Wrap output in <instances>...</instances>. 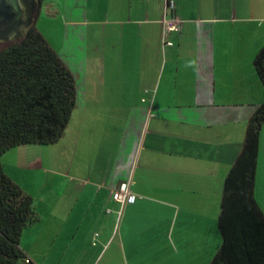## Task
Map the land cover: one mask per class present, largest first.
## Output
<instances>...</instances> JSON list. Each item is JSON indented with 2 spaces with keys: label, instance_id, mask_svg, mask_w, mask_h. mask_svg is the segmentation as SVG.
I'll use <instances>...</instances> for the list:
<instances>
[{
  "label": "crops",
  "instance_id": "1",
  "mask_svg": "<svg viewBox=\"0 0 264 264\" xmlns=\"http://www.w3.org/2000/svg\"><path fill=\"white\" fill-rule=\"evenodd\" d=\"M84 4V19L64 23L72 27L63 48L53 46L76 82L66 133L46 145L68 142L72 155L58 157L66 174L58 168L40 180L33 173L43 166L44 149H35V166L2 161L40 217L21 239L30 262L18 264H95L105 257L103 264H168L161 251L167 223L188 227L181 236L187 260L209 264L222 243L225 178L264 101L254 65L264 45V0ZM171 16L181 27L168 34L174 44L164 45L162 20ZM123 185L136 199L120 205L112 192ZM51 192L54 203L42 205ZM255 197L264 211V124ZM145 226L153 227L151 236Z\"/></svg>",
  "mask_w": 264,
  "mask_h": 264
},
{
  "label": "trees",
  "instance_id": "2",
  "mask_svg": "<svg viewBox=\"0 0 264 264\" xmlns=\"http://www.w3.org/2000/svg\"><path fill=\"white\" fill-rule=\"evenodd\" d=\"M254 65L264 87V45ZM75 105L73 73L35 26L0 49V264L30 262L22 234L40 219L33 197L4 171L2 156L17 146L58 142ZM263 124L264 101L250 117L225 178L218 218L222 243L209 264H264V211L255 197Z\"/></svg>",
  "mask_w": 264,
  "mask_h": 264
},
{
  "label": "rangeland",
  "instance_id": "3",
  "mask_svg": "<svg viewBox=\"0 0 264 264\" xmlns=\"http://www.w3.org/2000/svg\"><path fill=\"white\" fill-rule=\"evenodd\" d=\"M37 10L35 13V17L33 22L31 23V25L26 29L27 30L32 27L35 26L43 35L44 37L50 42V44L52 46H57L58 48H63L62 46L64 45V42L70 38V28L72 27L71 25H66L65 26V21L68 22L69 19H84V0H37ZM75 4H78L79 8L76 11H73L72 13L70 12V9L72 7H74ZM74 14V15H72ZM26 34V33H25ZM24 37V36H23ZM22 39V38H21ZM21 39L18 40H11V39H7V40H2L0 41V49L4 46H7L13 42H17L20 41ZM66 48V52H68V46L65 47ZM41 147H43L41 149ZM45 147V148H44ZM18 149V150H16ZM23 149V150H20ZM35 149H39V150H43V155H44V161H42L41 163H43L42 167H39V169L35 168V172H33L34 174H37L39 176V179H43L44 177H47L49 175H53L57 171L58 168H60V172H62V174H66L65 171L68 170L66 168L62 167V164H60L58 161L61 160H68V158L72 155H69V153L71 152L69 150L68 147V142L66 141L65 143H59V144H55L52 146H46V145H40V144H27V146H22L18 148V146L16 148H12L10 151L6 152L5 155H3L2 157V161L4 160L5 157H8V159H12L15 161V163H19L22 164L25 161H31L27 164H29V166H35L37 163H39L40 161H38L37 158V154ZM49 151L48 154L46 151ZM15 151V152H14ZM20 151V152H18ZM63 156L61 158V160H58L59 156ZM67 155V156H65ZM8 162V161H7ZM37 162V163H36ZM68 162V161H67ZM9 163V162H8ZM26 163H24V167L27 166ZM23 166H20V170L23 169ZM21 172V171H18ZM20 175V173H19ZM33 178H31L30 180H32ZM38 177H35L34 180H37ZM18 182V181H17ZM49 183V182H48ZM19 184V183H18ZM20 185V184H19ZM47 185V184H46ZM48 187L46 186L44 188V190H46ZM54 193H49L48 195H44L45 197H42V200L45 201V204L43 202L42 205H52L54 202ZM214 212H216V208L212 209L211 214H213ZM160 216V215H159ZM170 224L167 223L166 225L163 226L165 233L162 234L164 237H167V243L164 244L163 248L161 249V251H164L163 253L166 254V257L169 259L168 264H192L189 260H187V249H188V244L185 243V241L181 239V236H184V230H187L188 227H184V226H179V225H172L171 227V233H173V237H171V235L169 234V230H170ZM147 227V226H145ZM173 227H175V230L173 232ZM50 228L51 227H47ZM149 228V227H147ZM184 228V229H183ZM151 229H153V227L146 229V233L149 234V236H151L150 234H152ZM161 230V228L159 227V231ZM40 232V231H39ZM25 231L22 234V237L24 236ZM27 234L29 233V231L27 230L26 232ZM29 236L31 237L32 235L29 234ZM27 235V237L25 238V241L28 240L29 237ZM40 237H43V233L40 232ZM39 237V239H40ZM184 239V238H183ZM137 254H140L141 256V260L143 262H150L151 258L147 253L142 252V250H140ZM181 256H184V259L181 258ZM104 260H108L107 257H105L103 259ZM100 261V258L97 259V262L95 264H98ZM102 261H100L101 264H103ZM99 263V264H100ZM195 264V263H194Z\"/></svg>",
  "mask_w": 264,
  "mask_h": 264
},
{
  "label": "water",
  "instance_id": "4",
  "mask_svg": "<svg viewBox=\"0 0 264 264\" xmlns=\"http://www.w3.org/2000/svg\"><path fill=\"white\" fill-rule=\"evenodd\" d=\"M0 0V41L23 38L34 20L37 0ZM6 39V40H7Z\"/></svg>",
  "mask_w": 264,
  "mask_h": 264
},
{
  "label": "built area",
  "instance_id": "5",
  "mask_svg": "<svg viewBox=\"0 0 264 264\" xmlns=\"http://www.w3.org/2000/svg\"><path fill=\"white\" fill-rule=\"evenodd\" d=\"M163 32H162V41L164 45H173L174 42L172 40L168 39V34L170 32H177L180 30L181 22L178 18L171 16L163 18ZM112 198L121 203H127V202H133L136 199V195L132 193V191L129 189L127 185H123L119 188H116L112 192ZM108 212H110V209H108ZM121 211H119V214ZM98 233H96L95 236H97ZM95 243V242H94Z\"/></svg>",
  "mask_w": 264,
  "mask_h": 264
},
{
  "label": "flooded vegetation",
  "instance_id": "6",
  "mask_svg": "<svg viewBox=\"0 0 264 264\" xmlns=\"http://www.w3.org/2000/svg\"><path fill=\"white\" fill-rule=\"evenodd\" d=\"M23 3L26 4V5H28V4H27V0H24ZM6 39H7V38H6ZM6 39H5V40H6Z\"/></svg>",
  "mask_w": 264,
  "mask_h": 264
}]
</instances>
